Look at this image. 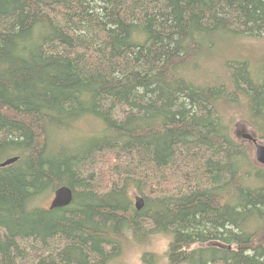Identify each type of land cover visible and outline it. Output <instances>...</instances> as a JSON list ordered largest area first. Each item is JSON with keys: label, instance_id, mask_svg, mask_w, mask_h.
I'll return each mask as SVG.
<instances>
[{"label": "trees", "instance_id": "trees-1", "mask_svg": "<svg viewBox=\"0 0 264 264\" xmlns=\"http://www.w3.org/2000/svg\"><path fill=\"white\" fill-rule=\"evenodd\" d=\"M225 35L264 37V0H0V264H110L153 236L166 264H264V169L224 118L263 131L264 69L208 73ZM62 186L70 206H40Z\"/></svg>", "mask_w": 264, "mask_h": 264}, {"label": "rangeland", "instance_id": "rangeland-1", "mask_svg": "<svg viewBox=\"0 0 264 264\" xmlns=\"http://www.w3.org/2000/svg\"><path fill=\"white\" fill-rule=\"evenodd\" d=\"M213 50L212 60L208 68V73H211L213 77L229 76V73L225 71V66H229L232 63H245L246 71L247 73L249 72L254 81H259L260 77H262L261 73L264 69V37L221 36ZM208 73H206V76ZM206 76L204 74L206 79L204 81H212V79H207ZM234 107V109L232 108L224 113V118L225 122L230 125L232 134L236 140L239 142L243 141L240 136L242 131L255 133V135L264 134V127L262 131L257 119L251 117L247 110L240 104ZM77 126L82 130V133L83 131L89 132L94 129L93 121L84 120L78 123ZM73 134L71 135V141H74L73 136L75 138L78 136V133ZM261 140L264 142V138ZM53 141L50 149H55L61 144L70 141V138ZM249 149L251 150L252 158L255 159L253 147L249 145ZM254 182L259 185L261 184L259 179H255ZM52 199L53 196L43 200L40 206L49 208ZM145 243L142 246L136 244L128 246L123 256L115 259L110 264H166L169 240L165 237L153 236ZM145 253L153 254L157 262L151 257L143 260Z\"/></svg>", "mask_w": 264, "mask_h": 264}, {"label": "water", "instance_id": "water-1", "mask_svg": "<svg viewBox=\"0 0 264 264\" xmlns=\"http://www.w3.org/2000/svg\"><path fill=\"white\" fill-rule=\"evenodd\" d=\"M247 140H251L255 144L256 161L264 167V145L257 142V139L251 135H246ZM18 157L9 158L0 164V168L11 166L18 162ZM74 194L71 188L62 186L54 192V197L50 203V210L66 208L72 204ZM145 206V200L142 196H135V207L137 211H141Z\"/></svg>", "mask_w": 264, "mask_h": 264}, {"label": "flooded vegetation", "instance_id": "flooded-vegetation-1", "mask_svg": "<svg viewBox=\"0 0 264 264\" xmlns=\"http://www.w3.org/2000/svg\"><path fill=\"white\" fill-rule=\"evenodd\" d=\"M247 134H249V133H246L245 131H242L241 133H240V136H241V138L243 139V141L242 142H248L252 147L254 146V143L251 141V140H247L246 139V135ZM252 136H254V135H252ZM254 138H255V136H254ZM260 141V140H259Z\"/></svg>", "mask_w": 264, "mask_h": 264}]
</instances>
